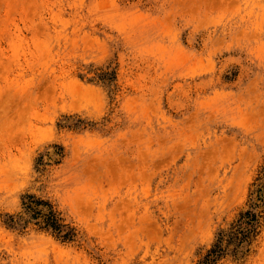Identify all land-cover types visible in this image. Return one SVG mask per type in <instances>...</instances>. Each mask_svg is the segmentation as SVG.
<instances>
[{"label": "rangeland", "instance_id": "obj_1", "mask_svg": "<svg viewBox=\"0 0 264 264\" xmlns=\"http://www.w3.org/2000/svg\"><path fill=\"white\" fill-rule=\"evenodd\" d=\"M214 249L264 264V0H0V264Z\"/></svg>", "mask_w": 264, "mask_h": 264}, {"label": "trees", "instance_id": "obj_2", "mask_svg": "<svg viewBox=\"0 0 264 264\" xmlns=\"http://www.w3.org/2000/svg\"><path fill=\"white\" fill-rule=\"evenodd\" d=\"M243 215V214H242ZM244 216H248V217H250V221H249V224L251 225V227L253 226V220H256V215L255 214H253L251 211H247L244 215H243V217ZM252 229H249V231L248 232H250ZM216 252V250L214 249V250H211V253H209L208 254V256L206 257V260L203 262V263H205V262H208L209 264H212L215 260H216V258H217V256H216V254L217 253H215Z\"/></svg>", "mask_w": 264, "mask_h": 264}]
</instances>
